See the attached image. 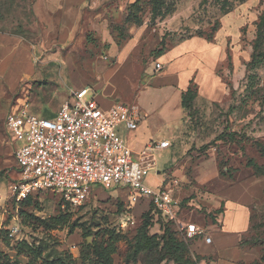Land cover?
I'll use <instances>...</instances> for the list:
<instances>
[{
    "label": "rangeland",
    "instance_id": "rangeland-1",
    "mask_svg": "<svg viewBox=\"0 0 264 264\" xmlns=\"http://www.w3.org/2000/svg\"><path fill=\"white\" fill-rule=\"evenodd\" d=\"M36 2L0 0V32L30 45L38 71L36 79L29 80V92L22 91L25 84L8 95L7 109L28 100L31 112L40 117L54 114L72 89L102 80L103 70L114 60L107 59L108 44L100 32L109 31L120 47H133L134 37L142 33L144 40H161L169 48L192 36L212 38L222 17L238 11L243 24L238 38L230 36L229 41L241 60L240 79L229 71L225 76L221 69L219 76L230 85L226 98L213 101L198 95L183 108L172 146L158 154L147 182L159 183V168L166 181L178 180L180 195L195 196L264 170V39L254 49L264 0H90L78 33L65 44L59 42L56 25L46 39ZM226 29L228 25L220 37ZM137 51L135 65L143 72L154 53L146 47ZM226 66L232 69L231 63ZM6 136L10 148L16 146L7 130ZM14 165L12 154L0 166L1 195L8 194ZM127 195L126 190L98 188L83 206L73 209L63 206L57 194L38 193L22 206L20 231L14 235L9 213L4 216L0 204V250L12 264H104L100 253L113 232L119 241L112 264H212L192 249L193 240L178 222L164 219L153 206L126 207ZM198 205L183 207L180 217L197 222L205 214ZM60 215H67V221L55 224L53 218ZM245 240L258 252L249 264H264V201L254 208Z\"/></svg>",
    "mask_w": 264,
    "mask_h": 264
},
{
    "label": "crops",
    "instance_id": "crops-1",
    "mask_svg": "<svg viewBox=\"0 0 264 264\" xmlns=\"http://www.w3.org/2000/svg\"><path fill=\"white\" fill-rule=\"evenodd\" d=\"M89 2L37 0L36 11L46 26V39H49L56 25L59 42L65 44L71 41L80 29ZM220 24L213 40L192 36L169 48H164L161 40H157L156 44L144 40L142 33L134 37L133 47L129 44L120 47L109 31L99 33L104 43L108 44L110 58L107 59H113L114 63L105 67L102 80L91 87L96 90V98L104 108L123 101L125 97L133 98L131 102L137 103L143 116L138 128L122 129L133 150L140 151L155 140L169 139L172 142L184 115L182 94L188 90L191 82L196 85L199 95L213 101H222L230 85L223 80L224 77L219 76L222 73L220 70L223 69L225 76L229 71L236 81L240 79L241 60L229 39L230 36L238 38L243 20L236 11L224 15ZM225 25H228V29L220 37ZM143 47L154 53V60L142 72L136 67L134 58L137 50ZM159 49L163 51L156 56L155 50ZM226 62L232 64V69L226 66ZM158 64L162 66L161 70H156ZM37 74L30 45L22 39L0 32V166L8 162L13 154V147L10 148L6 136L5 119L9 112L6 98L25 84L22 91L29 92V80H35ZM230 83L232 80H229ZM69 96L70 92L51 113L57 112ZM157 171L160 183L164 176L159 168ZM190 195L183 194L182 197ZM196 195L203 204L205 214H201L197 222L186 218L184 220L203 226L212 237L211 243H207L203 237L193 240L192 249L198 256L212 264L254 261L258 252L241 243L250 235L254 208L264 201V175H246L221 185L215 192L206 191Z\"/></svg>",
    "mask_w": 264,
    "mask_h": 264
},
{
    "label": "built area",
    "instance_id": "built-area-1",
    "mask_svg": "<svg viewBox=\"0 0 264 264\" xmlns=\"http://www.w3.org/2000/svg\"><path fill=\"white\" fill-rule=\"evenodd\" d=\"M161 69L158 64L156 70ZM96 93L91 86L72 89L52 116L32 113L28 100L8 112L6 130L17 144L13 147V181L7 196L0 194V204L3 215L9 213L10 234L20 231V211L31 196L51 192L63 206L74 209L103 188L126 190V207L153 206L164 219L178 222L192 240L203 237L211 243L206 228L180 217L183 207L199 204L196 194L182 197L176 179L164 178L156 186L147 182L157 167L158 154L172 142L155 140L140 151L133 150L122 129L138 128L143 116L137 103L117 101L104 108ZM198 209L204 211L200 205Z\"/></svg>",
    "mask_w": 264,
    "mask_h": 264
},
{
    "label": "trees",
    "instance_id": "trees-1",
    "mask_svg": "<svg viewBox=\"0 0 264 264\" xmlns=\"http://www.w3.org/2000/svg\"><path fill=\"white\" fill-rule=\"evenodd\" d=\"M220 26H221V24L219 23V26L216 29L215 33L218 31ZM213 37H214V35H213ZM213 37L212 38H207L206 37V38L209 39V40H213ZM263 37H264V13L259 18L258 36H257V39H256L255 44H254V49H256V50L259 49L261 41L264 39ZM162 51H163V49L155 50L156 56H158ZM262 56L264 57V52H262ZM254 58H255V55H254ZM198 95H199V92H198V89H197L196 85L194 84V82H191V85L189 86L188 90L183 92V94H182V106H183V108L187 107L189 102L193 101ZM256 175H264V170H261V172H259ZM34 197L35 196L29 197L25 201L24 204L31 203ZM64 212H66V210H64ZM66 213H68L67 215H71V214H69V212H66ZM67 215H65V216L64 215L63 216L62 215L56 216L55 218H53L54 223L58 224V223L66 222L67 221L66 220ZM118 241H119V238L117 236H115V234L113 232H110V238H109V240L107 242V246H104V248H102L103 250L100 253L102 258L105 260L104 264H112L113 263V257L112 256L117 252V246L116 245H117ZM241 244L243 246H245V247H250V246H248V243L246 242L245 239L242 240ZM25 245L28 246V244H25ZM0 264H12L10 257L6 253L1 251V250H0ZM242 264H249V263H242Z\"/></svg>",
    "mask_w": 264,
    "mask_h": 264
}]
</instances>
